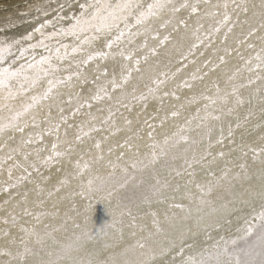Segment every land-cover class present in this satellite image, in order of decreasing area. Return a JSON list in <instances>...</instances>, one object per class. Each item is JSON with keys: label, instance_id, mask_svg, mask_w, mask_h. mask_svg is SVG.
Here are the masks:
<instances>
[{"label": "snow or ice", "instance_id": "obj_1", "mask_svg": "<svg viewBox=\"0 0 264 264\" xmlns=\"http://www.w3.org/2000/svg\"><path fill=\"white\" fill-rule=\"evenodd\" d=\"M63 8V5H61ZM80 15L75 17V23L68 29H61L60 33L52 35H70L76 38L77 44L71 47L72 54H80L81 59L69 65L67 76H58L57 73L62 71L59 65L53 63L51 50L44 45L41 40L39 44H29L28 48L22 47L21 40L12 42L0 41V193L6 194L7 198L0 205V211L4 214L0 216V223L4 226L0 228V233L5 237L7 245L0 249V255L11 257L5 264H115L114 261L101 260L95 257V253L87 251L89 241L98 240L101 236L105 238L104 248L111 247L107 243L109 231L119 233V239H123V226L125 217L131 219L130 227H139L141 232L147 230L146 225H137V215L140 206L146 205L149 211L145 215L152 217V228L146 237L137 240L135 245H130L129 250L139 249L138 259L128 261L125 264H264V123L255 125L259 130L258 142L247 143L244 137H241V144L238 149L240 160L235 165L239 171L233 172L232 167L227 164L217 175L212 166L217 164L218 159L223 160L226 157L224 151L213 154L214 145H223L225 143V130L220 127L219 138L215 140L212 137V128L207 127L204 136L207 137V147L205 150L196 154L195 152L189 157L188 148L179 156L173 153V149L181 143L188 145L189 148H196L204 139H193L186 133L192 131L191 124L193 120H198L197 127H205L208 121H220L223 116L231 117L237 112V109L246 103L241 95L240 90L261 82V87L256 88L261 100V120H264V0L259 4L249 5L248 0H152L144 4L142 0H85L79 5ZM39 11V9H37ZM252 13L251 23L247 16ZM187 13V15H181ZM246 17L243 21L240 14ZM47 15V12L44 13ZM258 17V19H257ZM195 18L194 23L190 21ZM235 18V19H234ZM159 22L154 27V22ZM207 22V23H205ZM51 21H45L35 28L43 36V31ZM238 24H247V32L242 33L243 38L237 40L238 44H246L248 48L255 49V45L248 43L249 38L256 37L260 41V51L254 57H249L245 61V69L255 76H249L248 83H236L240 69L227 77V84L230 91L221 89L219 83H215V96L203 95L202 99L208 101L203 106V115L201 110H197L196 116L187 119L183 125H177L176 131L171 135H165L162 141H158L155 132V125L149 123L146 118L143 121L144 127L149 129L146 133L148 143L144 145L147 149L141 152L140 145L134 141L142 140L140 135L142 129H133V119L124 117V125L121 128L116 124L115 116L120 108L129 113L133 111V104L140 103L142 109L148 108V100L158 99L163 107L165 97H173L179 100L180 97L176 91H162L169 80L168 73H160L152 80V85L147 86V92L136 94V88L132 92L127 91V85L132 79L133 72H140L141 60L136 56V49H129L123 45H131L135 38L143 35L145 40L139 48L145 49L147 54L143 56L147 62L149 55L156 56L157 49L166 45L170 41L169 35L161 38L159 29L172 28L173 31L179 32L184 30L183 39L191 38L187 52H181L182 60H189L200 48L212 49L213 53L219 52V49L213 48L217 37H222L221 43L227 44L230 35ZM258 25V27H257ZM135 29V31H134ZM50 38V37H49ZM148 38L158 43L156 46L149 48ZM32 33H29L23 40L30 41ZM103 39L105 41L103 49H95L93 46L96 41ZM44 46L49 51L48 56L41 55L37 60L35 56L27 63H22L15 67L17 60L23 59L24 54L29 48L35 50L37 47ZM16 47L19 56H14L12 49ZM55 50V59L63 62L68 58V45H62ZM92 49L86 51L85 48ZM115 49L116 51H113ZM224 55H218V63H213L211 59H206L203 66L215 71L221 65L227 63L226 56L231 54L227 47L223 49ZM204 56L203 51L200 52ZM119 56L120 62L114 63L111 70L105 65L101 67L99 61L109 59L116 61ZM9 57H13L11 63L5 64ZM243 59V57H241ZM97 62L95 73L91 79L86 72L87 67L92 62ZM195 63L194 60L190 61ZM187 64L177 68L176 72L171 74L175 77L177 73L186 68ZM200 69L191 76L192 80H203L208 73L198 75ZM160 76L164 78L161 79ZM75 79L76 83L84 86L90 85L87 89H82L74 96L70 93L67 103L74 106L70 109V116L65 115L64 108L58 109L60 116L56 121L51 120V112L48 113V119L44 121L47 127H42L38 122L36 115L33 114L44 101H48L58 93L61 86H72ZM177 88H192L188 80L176 85ZM29 93H32L30 96ZM119 93V96L115 94ZM28 96L27 100H21L17 105L15 102L21 97ZM113 102L118 105L115 109L111 106L107 108L106 116H97L91 109L94 105L104 104V102ZM197 97L193 96L187 101L188 104L196 103ZM249 104L251 101H247ZM231 105V106H230ZM185 105L181 104L180 108ZM88 109L83 115L87 116L86 120L78 124L70 123V117L75 118L82 114L83 109ZM98 112H104V108H98ZM219 113V114H217ZM123 116V113H121ZM173 119L178 118L181 112L173 106L170 112ZM253 113L250 111L248 117ZM31 117V120H28ZM139 113H137V120ZM152 119H155L153 117ZM168 116L165 115L160 121V127L164 126ZM235 127L241 128L240 117L237 115ZM247 118L245 119V123ZM63 127V137L61 128ZM33 131L26 132V129ZM69 130H74L69 138ZM107 131V135L96 139L94 134ZM121 131L131 132L123 143H117L115 148L127 149L132 153L131 158L125 156L124 151H120L116 160L108 159L105 161L104 144L109 141L110 137L115 136ZM14 133L20 134L18 143ZM234 134L231 124L228 125L227 138ZM47 137L55 139L46 143ZM91 141L87 157L83 152L77 154L75 161L72 156L76 153L77 145H84ZM235 143V141H231ZM95 150V154L92 150ZM108 156H111L114 147L109 144L106 149ZM171 154V155H170ZM251 154V164L246 158ZM161 157H169L165 161L163 168L167 170V175L162 176L157 169ZM182 158L184 169L181 170L173 166L172 162ZM68 161L73 171L67 173L60 179L57 185L52 189H46L41 181L47 182L50 176H45L42 169H51L62 162ZM105 162L106 166L111 169L106 178L99 175H93V166ZM199 165L204 170L205 175L210 179L199 182L196 179V168ZM117 169L120 170V177H117ZM191 169V171H188ZM146 173L149 175L146 176ZM174 173V177H173ZM169 177H187L183 186L180 183H174ZM38 178V179H37ZM77 180L79 189L78 195L84 198L95 197L103 194L108 200L109 205L113 206V219L107 230L93 228L89 231L88 219L85 217L83 223L77 222L72 217H66L64 221V231H67V222L73 221V228L77 231L67 241L56 238L53 234L60 229L52 227L50 224L42 223L43 218L48 216H57L58 212H47L43 210L46 196L51 199L54 195L59 194L65 187L69 186L71 180ZM253 181H258V189L253 185ZM130 182L134 187L141 189L137 198H129L121 195L120 190H127ZM26 184H33L31 189L35 193L36 199L29 201V191H20ZM247 184L248 186L242 192L235 191L238 185ZM189 186H194V194ZM223 188L231 196L230 200L219 199L222 201L219 208L215 206L213 197L217 190ZM183 192V198L189 201L197 202V213L195 217V230L191 226L184 227L183 222L192 219L191 207L186 208L183 203L176 202V193ZM15 193V195H14ZM77 193L73 192L72 195ZM171 194V195H170ZM248 197V198H245ZM258 199L260 202L259 210L253 206V214L244 218V225L236 230L235 236H220L219 239H213L210 229L222 228L224 225H230L231 219L228 218L230 213L235 209L230 208V204L239 202L240 204H250ZM114 201V204H113ZM168 205L163 214V220L170 228L176 229L177 220L181 221L177 235L170 237L167 243H161L157 238L166 232L160 219V214L153 211L152 205ZM55 207V205H53ZM211 207L210 213H204L203 209ZM35 209H41L36 211ZM172 209L180 210L185 215L178 217ZM19 210V211H17ZM216 215L215 219H208V216ZM118 216V218H117ZM25 218H31L26 220ZM119 225V227H118ZM13 229L16 233L13 234ZM204 232L206 239L212 241L207 245L198 244L196 237ZM136 235L135 232L132 233ZM191 240V243L188 241ZM49 241L51 246H49ZM10 245V247L8 246Z\"/></svg>", "mask_w": 264, "mask_h": 264}, {"label": "rangeland", "instance_id": "obj_2", "mask_svg": "<svg viewBox=\"0 0 264 264\" xmlns=\"http://www.w3.org/2000/svg\"><path fill=\"white\" fill-rule=\"evenodd\" d=\"M3 1L4 0H0V5L5 3ZM11 1H15V0H11ZM84 2H85V0H34V2L30 3V5H28L23 10H19V9L14 10L16 12V14H18L16 19H12L10 22H7V23L0 25V41L12 42L14 40H21L22 41L21 46L24 48H28L29 44H39L40 41L43 40L44 45H46L51 50V55L53 56V63L56 65H59L62 69V71L60 73H57V75L58 76H67L69 74V72L63 71V70L69 69V65H73V68L70 70H74V62L82 58L80 54H72L71 53V47L77 44V40L75 37L70 36V35H63V34L52 35V34L53 33H60L61 29L70 28L71 25L75 23L74 18L78 17L80 15L81 10L79 8V5L81 3H84ZM89 2H91V0H89ZM142 2L144 4H147V3L152 2V0H142ZM213 2H215V0H213ZM221 2H222V0H221ZM259 2H260V0H248L249 5H251L253 3L258 5ZM61 5H63V8H61ZM37 9H39V11ZM45 12H47V15L44 14ZM181 15L186 16L187 13H182ZM245 18L246 17L244 16V14L241 13L240 14L241 21H243ZM247 19L251 23H255V21L252 20L251 11L249 12V14L247 16ZM257 19H258V17H257ZM45 21H51V23L48 24L44 29H42V31H43V36H42L39 32H35L34 29L38 28L40 26V24L44 23ZM194 22H195V18H193V20L190 21V23H194ZM158 23H159L158 21L154 22L153 26L157 27ZM205 23H207V22H205ZM248 26L249 25H247V24H238L236 26V28L234 29V33L232 35H230L227 44H222L221 43L222 37H217L216 42L213 45V48L219 49L220 51L217 52L216 54L213 53L212 49L200 48L199 51H197L194 56H190L189 60H186V61L181 59L180 53L181 52H185V53L187 52L188 46L191 43V38L189 37L188 39H183V37L185 36V32L183 29H181L179 32L173 31L171 27H169L168 29H159L161 38L164 35H169L170 41L166 45L160 46L157 49L158 54L156 56L159 55V53L162 49H165L168 46H172V47L175 46V48H176V50H175L176 59H175L174 63L168 67L163 66L162 63L157 61V69L158 70L156 69V72L154 73V75L155 74L156 75L154 76L153 74H150L149 78H150V80L151 79L153 80L160 73H168L169 74V80H168L167 85L162 89V91H165V90L169 91V92L176 91V93L180 97V99L176 100L171 96L165 97L163 100V107H161V103L158 99L154 100V99L150 98L148 100V108L146 110L142 109L140 103L137 102V103L133 104V111L131 113H129L128 111H126L123 108H120L119 112H117L116 116H115L116 124L118 126H120L121 128H123V126L125 127L124 117H128V118L132 119V117L136 116L137 113H139V115L145 113V116L141 119L140 123L137 125H133L134 130L135 129H142V131H140V135L143 137V139L134 141L135 144L140 145L142 153L147 151V149L144 147V145H146L148 143V138L146 136V133L149 130L146 127H144L143 121L147 118L149 120V123H152L155 125L154 135L156 136V139L158 141H162L165 135H171L173 132H175L177 130L176 129L177 125H183L187 119H191V118L195 117L198 109L201 110V115H203L204 114L203 113V106H204V104L208 103V101L200 98L201 94H203V95L216 94L215 90H214L215 88L213 85L215 83H219V85H220V81L222 79L217 74L220 73L224 77H228L229 75L233 74L236 71V69L234 71H230L227 63H230V62L237 63L238 64L237 68H239V69L241 68L239 75L237 77L236 83L243 82L244 84H247L249 76H252V78L255 79V76H253L252 73H249L245 69V61L249 58L247 51L255 53L252 57H254L256 55V53L260 51V41L256 37L249 38L248 43H252L256 46L254 51H253V49L248 48L247 43L243 44V45L237 43V40L239 38H243L242 33L247 32ZM257 27H258V25H257ZM134 31H135V29H134ZM29 33H32V39L30 41L23 40V37H25ZM177 34H178V36H177ZM175 35L177 36L176 38L174 37ZM257 35H264V33H258ZM9 37H10V39H9ZM144 40H145V37L143 35H141V36H138L135 38V41L133 44L123 45L124 47H127L129 49H136L137 50L136 56H137V58H139L141 60L140 72L142 71L141 70L142 65H146L148 60L156 57V56L149 55L147 62L144 61L143 56L147 54V51L145 49L139 48V45L143 44ZM104 43H105V41L103 39H101L99 41H96L93 47L95 49H103L104 51H108V49L104 47ZM157 43H158L157 41H154L151 38H148L149 48L156 46ZM62 45H68L69 46V48H68L69 56L63 62L57 61L55 59V50L57 47L61 48V53L63 54L64 48L62 47ZM225 47H227L231 50V54L226 56L227 63L225 65H221L219 68H216L215 71L211 70V65L208 68H205L203 66L204 61L206 59H211L213 61V63H218L217 56L218 55H224L223 49ZM85 50L89 51L92 49H88L86 47ZM12 51H13L14 56H19V52H18L16 47H14L12 49ZM113 51H116V50L113 49ZM201 51H203L205 53L204 56L200 55ZM49 54H50L49 51H46L44 46L37 47L35 50H32L29 48L28 52H26L24 54L23 59L17 60V64L15 65V67H19L20 64L27 63V62L31 61L33 56H35L36 59L38 60L41 55L48 56ZM245 55H247L248 57ZM241 57H243V59ZM12 59H13V57H9L8 58L9 62H7L5 64V66H7L8 63H11ZM109 60H111V59H109ZM192 60H194L195 63H191L190 61H192ZM100 62H98V63H100L101 66H103V64L105 63L104 61H100ZM96 64H97V62L94 61L87 67V69H89V71H91V74L93 73V75L95 73ZM183 64H187V67L182 68V71L177 73L174 78L171 77V74L176 72V69L182 67ZM87 69H86V71H87ZM197 69H200V72L198 73V75H202L205 72L208 73L207 76H205L203 80H199V79L192 80L191 79L192 74L196 73ZM133 73H136V72H133ZM160 78L163 79L164 77L160 76ZM184 80H188L189 83L192 84L191 89L177 88L176 87L177 84H181ZM73 84H76V86L75 87L61 86L59 88L58 93L54 96V98H52L48 101H44L38 109L34 110L33 114L39 118V119L37 118V120H38V122L41 121L40 123H41L42 127L48 126L47 124L44 123V121L46 119H48L49 111L51 112V120L52 121H56L59 119L60 113H59V111H56V110H58L59 107H63L64 110L68 108L67 110H65L64 114L70 116V109L74 106L75 101H73V105H69L67 103L68 96L70 93L74 96V94H76L77 92L82 91V89H81L82 85L76 83L75 79L73 80ZM131 85L127 87V91L129 93L132 92V89L134 88V86L136 88V94L137 95H139L141 92H144V93L147 92V87L138 91V89L136 87V86H138L137 82H134ZM148 86H154V85H152V82H151ZM226 86L227 87H224V88L225 89L227 88L230 91V87L228 86V84ZM248 87L240 90L241 95L243 96V98L245 99L247 104L245 103L246 105L244 104V106L242 105L240 108H238L237 112L235 114H233V116H231V117L223 116L222 119L220 121H217V122L216 121H212V122L208 121L204 128L203 127L198 128L197 125L199 124V121L193 120V122L190 126L192 131H190L186 134L189 135L193 139H200L206 133L207 127H210L211 123H214L217 126L215 129L218 130L219 132H220V127L223 126V128L225 130V136H226L225 141L226 140L235 141L236 136L234 134L231 138H227L226 132L228 129V125L225 126L223 124L224 120L232 119V117L234 118V122H232L231 125L233 127L234 132L238 131L239 129L241 131L243 129L249 131L252 128H254V125H253V127L251 126V123H252L251 120H252L253 115L251 117H248V113L251 111L254 114L256 110L261 108L260 96H259V93L257 94V92H256V88L261 87V82L257 81L255 84L249 85ZM220 88H221V85H220ZM250 90L252 93H254L253 98L246 97V95H245V92L246 91L249 92ZM31 94L32 93H29L28 95L30 96ZM116 96H119V95H116ZM193 96L197 97L196 103L188 104L187 101L189 99H191ZM27 99H28V96H24V97H21L20 99H18L15 103L17 105H19L21 100H27ZM249 100L250 101L252 100L254 102L251 101V103L249 104L247 102ZM259 100H260V102H259ZM256 101H258L259 103ZM181 104H183L185 106L183 108H180ZM251 104H253L254 108ZM250 105H251V110H250ZM109 106L113 107L114 109L116 107H118V105L115 104V101H113V102L105 101L104 104L94 105V107L91 109V111L96 115V113L98 112L97 111L98 108H104L106 111L105 114L107 115V108ZM173 106H175L181 112V115L176 119H173L170 115V112L173 109ZM87 111H89V110L86 108L83 109L82 114L78 115L75 118L70 117L69 122L74 123V124H78L80 121L86 120L87 116L83 115V113H86ZM121 113H123V116L121 115ZM6 114L7 113H0V115H6ZM217 114H219V113H217ZM40 115L42 117H40ZM165 115L168 116V119L165 121L164 126L160 127V121H161V119L164 118ZM237 115L240 117V123L242 124V127L238 128V129L235 127L236 122H237V119H236ZM54 116H56V117H54ZM153 117H155V119H152ZM246 118H247V122L245 123ZM28 120L30 121L31 117H28ZM256 121H257V119H256ZM244 123H245V125H244ZM247 123L248 124L250 123V126ZM209 124H210V126H208ZM166 125L167 126L169 125V126L167 128H165ZM248 128H250V129H248ZM215 129L212 128L213 139H214V135H215V132H214ZM29 131H33V129H31V128L26 129V132H29ZM63 131H64V129L62 127L61 128V136L62 137H63ZM72 131H74V130H69V138H71ZM122 133H123V131L117 133L113 137L116 138V137L120 136ZM14 135L16 137L20 136L19 133H14ZM104 135H107V131L101 132L99 134H94L96 139H100ZM129 135H132V133L125 131L121 136V140H119L117 143H123L124 139ZM219 135H220V133H219ZM110 138H112V137H110ZM217 138H219V136ZM53 139H55V137H47L46 136L45 142L48 143ZM91 143H92L91 141H88L84 145H77L76 146V153L73 154L72 160L75 161V159L77 158V154L80 152H83L85 154V156L87 157L88 150L91 146ZM117 143L112 145L114 147V151H113L111 156H108V154H107V151H106L107 147L104 148L105 149V152H104L105 161H107L108 159L115 161L116 156L119 154L120 151L125 152L126 159L132 157V153L128 152L127 149L115 148V145ZM231 144H233V143H231ZM234 144H237V143L235 142ZM206 147H207V137L204 136V139L196 148H189L188 145L181 143L179 146L174 148L172 151H173V153H175L179 156L181 153L184 152V149L188 148L189 150L187 152V155L189 157H191V155L194 152L197 155L202 153ZM221 148L218 149L217 145H214V147L212 148L213 154H216L217 152H219L221 150L224 151L225 153L226 152L228 153V151L231 150V149L227 150L225 148V143L223 144V147H221ZM92 153L95 154L94 149L92 150ZM168 159H169V157H161L159 163L156 166L157 169L160 171V174L162 176L167 175V170H165L163 168V165H164L165 161ZM66 162H68V161H64L60 165H57V166L51 168L50 170L49 169H42L41 171L43 172V174L45 176H50L52 179L57 174L62 172L63 167H64ZM172 164L174 167L179 168L181 170H183L185 167L182 158H179V159L173 161ZM249 164H251V162H249ZM195 168H196V173L198 174L201 170V167L199 165H197V166H195ZM235 168H232L233 172L239 171L238 168H236V169ZM102 171L104 173H101ZM110 171H111V169L106 166V163L101 162V163L95 164L93 166L92 174L94 176L99 175L101 178H106ZM188 171H191V169H188ZM116 175H117V177H120L121 173H120L119 169H117ZM147 175H149V173H146V176ZM173 177H174V173H173ZM173 177H169V178L173 179ZM3 178L4 177H0V180H2ZM186 178L187 177H184V178L175 177L173 179V182L174 183H180L182 185L183 183H185ZM43 182L44 181H41V183L45 187L46 182H44V183ZM252 183L258 189V187H259L258 181H253ZM77 184H78L77 180H71L70 185L65 187L59 194L54 195L51 199H48L46 196L44 197L45 204H44L43 210L50 212V213L51 212H58L59 215H57L55 217H53V216L45 217V218H43L42 223L50 224L52 227L60 229L59 231H56L53 234L56 236L57 239L62 240V241H67L68 238L72 236V233L74 231H77L73 228L72 219H69L67 222V231L63 230L64 221H65L66 217H72L73 219H76L77 222H80V223H83L85 217H87L88 222H89L88 223L89 231H91L93 228H95L97 230V233L99 232V230L101 228H105L107 230V225H109L113 219L112 213L114 211V208H113V206L109 205L108 200L104 198L103 194L97 195L95 197H88V198L81 197L78 195L79 189L77 187ZM244 185H245V187H242ZM244 185H242V186L238 185L236 187L235 191L237 193H240L244 188H246L248 186L247 184H244ZM70 186H72V188ZM33 187H34L33 184H26L24 187H22L20 189V191L23 192V191L27 190V188H28V190L30 191L29 192V194H30L32 192L31 189H33ZM52 188L53 187H51L50 189H52ZM46 189H49V188H46ZM73 192H75L77 194L72 195ZM140 192H141V189L134 187L133 182L129 183L127 190H120L121 195H126L129 198H137L140 195ZM32 193L34 194V198H32L33 200L29 198L30 202L34 201L36 199L35 193L34 192H32ZM14 195H15V193H14ZM64 197H65V199H64ZM220 197H223L224 200H230L231 199V196H229L228 193L225 192L223 188L217 190V192L215 193V195L213 197L215 206L217 208H219V205L222 202L219 199ZM6 198H7L6 194L0 193V205H3V200ZM245 198H248V197H245ZM60 204H62V205H60ZM113 204H114V201H113ZM183 204L185 205L186 208L191 207V209H192V219L183 222V226L184 227L191 226L193 228V230H195V217L198 215L197 210H196L197 202L187 200V201L183 202ZM53 205H55V207H53ZM153 205H155V206H154V208L152 207L151 210L157 211L158 210V207H157L158 204H153ZM259 205H260V202L258 199L252 201L250 204H243L242 205L239 202H236L235 204H230L229 207L235 209L228 216V218L231 219L232 223L230 225L226 224L222 228L210 229L209 231L211 232L213 239H219L220 236H225V237L235 236L237 234L236 230L238 228L243 227L244 218L245 217L250 218V216L253 214V206H255L256 210H259ZM35 210L40 211L41 209H35ZM17 211H19V210H17ZM148 211H149L148 206H146V205L140 206L138 213H136V215H137L136 224L137 225H139L141 223V220L144 219L145 216H149V215H145V213ZM171 211H175L177 213L178 217H182L183 215H185V213L181 212L180 210L172 209ZM203 211H204V213H210L211 207L204 208ZM3 214L4 213L2 211H0V216H3ZM216 215H218V214H212L211 216H208L207 218L208 219H215ZM117 218H118V216H117ZM25 219L30 220L31 218H25ZM161 223H162L163 227L166 229V232L164 234H161L157 239L161 243H167L168 238L174 237L177 235V232H178L179 228L181 227V221L179 219L177 220L176 229L170 228L169 225L164 222V220L163 221L161 220ZM130 224H131V219L128 217H125V224L123 226V238L126 234L125 228L130 227ZM140 225H143V224L141 223ZM144 225H145V223H144ZM151 226H152V224H151ZM3 227L4 226L2 225V223H0V228H3ZM118 227H119V225H118ZM136 228H138V227H136ZM150 230L154 231L153 228H151ZM16 231H17L16 229H13V234H15ZM148 231H146L142 234L140 233L141 235L138 236L139 238L133 239L131 241V243H129L128 245H123V246H120V243L123 239L121 240L118 238L119 233L114 232V230L109 231V235L107 237V243L112 245L111 247L104 248L103 245L105 242V238L103 236H101L100 239L89 241L87 243V245H86L87 251L96 254L95 257H93V258H97V259H101V260L114 261L115 264H125V262H128V261H135L139 258L138 257L139 249L129 250L127 252L125 250L128 249L130 245H135L137 240H140L143 237H146L148 234ZM196 240H197L198 244H201V245H207V244L212 243V241H209L206 239V235L204 232H201L196 237ZM188 242L191 243V240H189ZM6 245H7V241H6L5 237L2 235V233H0V249L4 248ZM8 246L10 247V245H8ZM49 246H51L50 241H49ZM120 256H121V258H120ZM10 259H11V257L0 255V264H5V262H7Z\"/></svg>", "mask_w": 264, "mask_h": 264}, {"label": "bare ground", "instance_id": "obj_3", "mask_svg": "<svg viewBox=\"0 0 264 264\" xmlns=\"http://www.w3.org/2000/svg\"><path fill=\"white\" fill-rule=\"evenodd\" d=\"M3 2H5L4 4H2V5H0V25L1 24H4V23H7V22H10L12 19H16V17H17V15L18 14H16V12L14 11V10H23L24 8H26L28 5H30V3H32V2H34V0H15V1H11V0H4ZM21 13V12H20ZM19 22V21H18ZM177 36H178V34H177ZM176 35L174 36L175 38L177 37ZM9 39H10V37H9ZM175 50H176V48H175V46H168L167 48H165V49H162L161 51H160V53H159V55L158 56H156V57H154V58H152V59H150V60H148V62H147V64L146 65H142V67H141V72L140 73H133L132 74V79H131V81H130V83L127 85V87L128 86H130L132 83H134V82H137L138 83V86H136L137 87V89H138V91L139 90H142L143 88H145V87H147L151 82H152V79L150 80V78H149V75L150 74H153L154 75V73L156 72V69H157V61H159L160 63H162L163 64V66H170V65H172L173 63H174V61H175V59H176V53H175ZM254 51V50H253ZM247 53H248V56L249 57H252L255 53L254 52H248L247 51ZM245 56H247V55H245ZM247 56V57H248ZM120 57L119 56H117V58H116V61L114 62L113 60H107V61H104L105 63L103 64V66H107L110 70H111V68H112V66H113V64L114 63H119L120 62ZM7 62H9V61H7ZM100 62V61H99ZM101 63V62H100ZM17 64V63H16ZM161 64V65H162ZM228 64V68L230 69V71H234L235 69H237V63H233V62H230V63H227ZM242 65V64H241ZM103 66H101V67H103ZM241 69V68H240ZM93 70V69H92ZM158 70V69H157ZM87 74H88V76H89V79H91V77H92V75H93V73L91 74V71H89V69H87ZM243 72V71H242ZM62 74V73H61ZM152 75V76H153ZM156 75V74H155ZM154 75V76H155ZM218 76H220V78H222L221 79V81H220V85H221V89L223 90V89H225L224 87H227L226 85H227V77H224L223 75H221L220 73H218L217 74ZM226 76V75H225ZM154 78V77H153ZM73 83V82H72ZM132 86V85H131ZM88 87H90V85H84V86H82V88L81 89H87ZM135 87V86H134ZM254 87V86H253ZM249 88V87H248ZM253 89V88H252ZM251 89V90H252ZM131 90V89H130ZM129 90V91H130ZM200 90V89H199ZM215 90V89H214ZM251 90L249 91V92H245V95H246V97H249V98H253L254 97V93H252L251 92ZM255 91V90H254ZM253 91V92H254ZM131 93V92H130ZM258 94V93H257ZM75 95V94H74ZM115 95H119V93H116ZM207 95V94H206ZM211 96H215L216 94H210ZM257 96V95H256ZM248 100V99H247ZM253 100V99H252ZM251 100V101H252ZM252 102H254V101H252ZM256 102H258V101H256ZM259 102H260V100H259ZM258 102V103H259ZM247 104V103H246ZM245 104V105H246ZM261 104V103H260ZM62 105V104H61ZM66 105V104H65ZM252 106H253V104H251ZM251 105H250V110H251ZM58 106V105H57ZM67 106V105H66ZM244 106V105H243ZM60 108V107H59ZM58 108V109H59ZM67 108V107H66ZM253 108H254V106H253ZM56 109V108H55ZM68 109V108H67ZM67 109H65V110H67ZM258 109V108H257ZM190 110V109H189ZM253 110V109H252ZM256 110V109H255ZM55 111V110H54ZM56 111H58V110H56ZM245 111V110H244ZM67 112V111H66ZM106 111H104V112H97L96 113V115L97 116H105L106 114ZM240 113V112H239ZM253 113V112H252ZM261 115H262V113H261V108H259L258 110H256L255 111V113L253 114V116H252V123H251V126L253 127V125H254V128H252L251 130H244L243 128V130L241 131L240 129V131L238 130V131H236V132H234V135L236 136V139H235V142L237 143V144H231V142H230V140H226L225 141V148L227 149V150H230V151H228V153H227V155H226V157L224 158V160H220V159H218V161H217V164H215V165H213L212 166V168H213V170L214 171H216V174L217 175H220L221 174V170L222 169H224V167H225V165L227 164L229 167H232V168H235V165L236 164H238L239 162H240V160L239 159H237L238 157H239V151L237 150V151H233V149H238V147H239V145L241 144V137L243 136L244 137V139H245V141L247 142V143H253V142H258V135H259V130L258 129H256V127H255V125L256 124H258V123H264V120H261ZM38 116V115H37ZM45 116V115H44ZM145 116V113H143V114H141V115H139V119L137 120V115L136 116H133L132 117V119H133V121H134V123H133V125H137V124H139L140 123V121H141V119L143 118ZM233 116V115H232ZM40 117H42L41 115H40ZM54 117H56V116H54ZM236 117V116H235ZM245 117V116H244ZM38 118V117H37ZM226 118V117H225ZM39 119V118H38ZM256 119H257V121H256ZM242 121V120H241ZM250 121V120H249ZM248 121V122H249ZM41 122V121H40ZM212 122V121H211ZM217 122V121H216ZM224 123V125L225 126H227V125H229V124H231L232 122H234V118L232 117V119H227V120H224L223 121ZM257 122V123H256ZM248 124V123H247ZM246 124V125H247ZM244 125H245V123H244ZM249 126H250V123L248 124ZM169 126V125H168ZM167 125L165 126V128H167L168 127ZM208 126H210V124L208 125ZM219 126V125H218ZM210 127H212L213 129H215L217 126L214 124V123H211V126ZM123 128H126V126L124 127L123 126ZM171 128V127H170ZM204 128V127H203ZM246 128V127H245ZM248 129H250V128H248ZM125 131H123V133H124ZM214 132H215V135H214V140L219 136V131L218 130H214ZM122 133V134H123ZM227 133V132H226ZM122 134L120 135V136H118V137H116V138H114V137H112V138H110L109 139V141L108 142H106L105 144H104V148L105 147H108L109 146V144H111V145H114L115 143H117L119 140H121V136H122ZM19 139H20V136L18 137H16V141L15 142H12L13 143V145L15 144V143H18L19 142ZM221 147H223V145L221 146V145H217V148L218 149H220ZM216 148V147H215ZM222 149V148H221ZM224 149V148H223ZM247 160H248V162H251V155L249 154V157L248 158H246ZM162 168V167H161ZM236 169V168H235ZM234 169V170H235ZM162 170V169H161ZM73 171V169H72V166H71V164L69 163V162H66L65 163V165H64V167H63V170H62V172L61 173H59V174H57L55 177H53L52 179H50V180H48L46 183H45V187L46 188H51V187H53L54 185H56L57 183H58V181L60 180V179H62L67 173H70V172H72ZM105 171V170H104ZM101 173H104L103 171L101 172ZM187 179V178H186ZM196 179H197V181H199V182H204L205 180H207V179H210V177H207L206 175H205V172H204V170H200V172L196 175ZM74 180V179H73ZM44 183V182H43ZM184 184V183H183ZM183 184H182V186H183ZM32 187V186H31ZM71 188H72V186H70ZM190 187V189H191V191L194 193V194H196V189H195V187L194 186H189ZM242 187H245V185L244 186H242ZM27 190H28V188H27ZM29 191V190H28ZM243 191V190H242ZM241 191V192H242ZM30 192V191H29ZM64 192V191H63ZM67 192V191H66ZM67 195V194H66ZM171 195V194H170ZM176 195V202H185V201H187L188 199H186V198H183V192H181V193H176L175 194ZM29 198L30 199H32V198H34V194L31 192L30 194H29ZM67 198V197H66ZM71 198V197H70ZM64 199H65V197H64ZM33 200V199H32ZM69 200V199H68ZM62 202V201H61ZM67 204V203H66ZM60 205H62V204H60ZM65 205V204H64ZM63 205V206H64ZM66 206V205H65ZM68 206V205H67ZM154 206L155 205H153L152 207L154 208ZM58 207V206H57ZM157 207H158V210H157V212L160 214V219L163 221V214H164V212H165V210L168 208V205L167 204H165V205H160V204H158L157 205ZM62 217V216H61ZM57 218V217H56ZM152 218L150 217V215L149 216H145V218L144 219H142L141 220V223L144 225V223H145V225L147 226V230L146 231H148V230H150L151 228H152V226H151V220ZM58 222V221H57ZM60 222V221H59ZM140 223V224H141ZM139 224V225H140ZM128 226V225H127ZM139 228V227H138ZM138 228H133V227H127V228H125V236H124V238H123V240L121 241V243H120V246H123V245H128L129 243H131V241L133 240V239H137V238H139L138 236H140L142 233H144V232H146V231H144V232H141ZM133 232H135L136 233V235L135 236H133L132 235V233ZM141 233V234H140ZM120 258H121V256H120Z\"/></svg>", "mask_w": 264, "mask_h": 264}]
</instances>
